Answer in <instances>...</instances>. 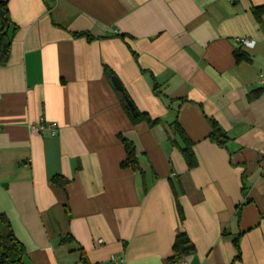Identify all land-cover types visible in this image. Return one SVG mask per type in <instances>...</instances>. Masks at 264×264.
<instances>
[{
	"label": "crops",
	"instance_id": "crops-1",
	"mask_svg": "<svg viewBox=\"0 0 264 264\" xmlns=\"http://www.w3.org/2000/svg\"><path fill=\"white\" fill-rule=\"evenodd\" d=\"M260 7L264 0H7L0 212L23 264H264ZM235 52L249 60L234 61ZM124 94L157 123H132ZM209 120L223 147L207 138ZM39 122L56 123L55 135L31 133ZM175 125L193 143V169ZM117 135L134 145L142 175L119 167ZM178 234L194 253L173 262Z\"/></svg>",
	"mask_w": 264,
	"mask_h": 264
},
{
	"label": "trees",
	"instance_id": "trees-1",
	"mask_svg": "<svg viewBox=\"0 0 264 264\" xmlns=\"http://www.w3.org/2000/svg\"><path fill=\"white\" fill-rule=\"evenodd\" d=\"M0 12L3 14V16L0 15V65L4 64L8 58L9 50H10V44H11V37L8 34L9 28H11V24L8 17L7 12V0H0ZM254 16L257 20L260 19V16L262 13H264V7L255 8ZM8 26V30L4 33V30ZM234 58L236 62L240 61H248V57L242 53L235 52ZM122 96V102L123 106H126V101L128 99L126 98V95ZM125 111L130 118V121L132 123H137L140 121H145L149 126H154L157 123V120H151L149 116L146 114L140 113L136 111L135 109L133 112H130V110L125 107ZM210 124V130L207 138L209 140L214 141L218 146L223 147L224 142L220 140L221 131L218 129L217 124L213 120H209ZM174 130L176 134L181 138V141H183L184 146L180 149L183 160L185 161L187 168L193 169L196 167L197 162L194 157V154L192 152V145L193 143L187 138L183 130L178 126H174ZM117 138L123 147L124 150V159L119 162V167L122 169H129L130 171L134 173H139L142 175V171L138 165L135 148L134 145L122 137L121 135H117ZM52 183L60 188H64V185L66 184V181L61 179L60 177H54L52 179ZM179 216L182 218L181 210L178 209ZM68 238V237H67ZM63 239L62 241H64ZM234 245L237 249V254L235 255L236 259L239 258V250L236 240L233 241ZM194 253V246L189 240V238L185 234H178L176 235L173 243H172V255L170 260L173 262L178 261L179 259H182L183 257H186L188 255H191ZM24 255V248L23 246L16 240V238L13 235L11 226L9 224L8 219L4 214L0 212V264H23L22 258ZM81 262L82 264H88L86 261V258L84 256H81Z\"/></svg>",
	"mask_w": 264,
	"mask_h": 264
},
{
	"label": "built area",
	"instance_id": "built-area-1",
	"mask_svg": "<svg viewBox=\"0 0 264 264\" xmlns=\"http://www.w3.org/2000/svg\"><path fill=\"white\" fill-rule=\"evenodd\" d=\"M227 1H231V0H227ZM236 42L241 44L242 46H249L251 45V42L247 39L244 38H239L236 39ZM56 129H57V124L54 122H49V123H45V122H39L36 124H32L30 125V131L33 134H39L42 135L43 134H48L49 136H54L56 133ZM98 243H101V241H97ZM110 264H123L124 261L116 256H112L110 258Z\"/></svg>",
	"mask_w": 264,
	"mask_h": 264
},
{
	"label": "water",
	"instance_id": "water-1",
	"mask_svg": "<svg viewBox=\"0 0 264 264\" xmlns=\"http://www.w3.org/2000/svg\"><path fill=\"white\" fill-rule=\"evenodd\" d=\"M0 15L1 16H3V14L0 12ZM8 30V26L6 27V29L4 30V33L6 32ZM111 80V82H112V84H113V86H114V88L115 89H117V90H121V86H120V84H119V82L115 79V78H112V79H110ZM126 107H128L129 108V110H130V112H133V107H132V104L129 102V101H127L126 100Z\"/></svg>",
	"mask_w": 264,
	"mask_h": 264
}]
</instances>
